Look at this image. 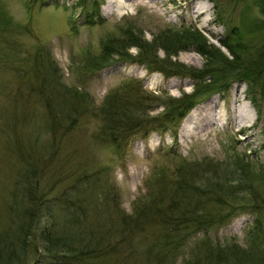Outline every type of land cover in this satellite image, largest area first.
<instances>
[{"label": "rangeland", "instance_id": "rangeland-1", "mask_svg": "<svg viewBox=\"0 0 264 264\" xmlns=\"http://www.w3.org/2000/svg\"><path fill=\"white\" fill-rule=\"evenodd\" d=\"M96 1L99 16L88 20L76 0H0V110L12 111L17 118L11 122L14 133L0 130V264H38L45 259V244L36 233L17 234V220L29 206V198L37 199L44 192L45 202L51 205L52 200L61 202L57 197L66 190L78 200L85 198L82 202L88 219L106 218L105 209L115 207L129 213L158 186L162 174L171 173L180 157L201 167L208 161L224 166L235 152L247 155L253 163L251 179L256 191L248 196L264 199L263 81L252 87L258 113L248 84L234 80L227 91L205 96L189 108L175 126V137L169 129L147 128L146 137L136 132L127 147L118 151L104 131L102 138L99 135L107 107L118 110L111 114L113 119L125 120L123 108L135 106L140 108L132 118H149L162 111L168 97L194 90L188 72L201 69L205 60L190 44L166 55L162 43L175 35L174 30L195 27L208 42L220 47L216 39L228 34L232 26L238 29L242 42L264 46V15L256 0H116L111 7H107L108 0ZM192 5L201 9L197 15ZM217 12L223 24L217 22ZM126 29L144 47L130 43L123 47L126 59L94 69L91 64L101 45L122 38ZM167 29L172 30L167 32L168 39L160 35ZM221 50L227 54L225 48ZM139 57L151 59L154 66ZM163 63L171 73L158 70L156 65ZM176 66L180 73L175 72ZM50 79L58 82L60 89L81 96L77 102L86 109L66 131L49 128L45 101L37 94L41 82ZM111 95L114 106L108 102ZM208 100H213L214 113L224 123L217 121L204 131L194 127L191 136L181 135V129L190 125L186 116L196 107L206 108L203 103ZM243 106L248 108L247 117ZM13 137L20 142L13 144ZM27 167L41 172L24 176L29 173ZM108 189L105 199L98 195ZM247 210L211 230V237H235L246 243L255 222L254 213ZM260 213L264 215V209ZM57 217L64 216L60 213ZM49 218L44 208L38 226L49 223ZM124 254L120 250L72 264H145L144 260L123 261Z\"/></svg>", "mask_w": 264, "mask_h": 264}, {"label": "trees", "instance_id": "trees-1", "mask_svg": "<svg viewBox=\"0 0 264 264\" xmlns=\"http://www.w3.org/2000/svg\"><path fill=\"white\" fill-rule=\"evenodd\" d=\"M76 3L81 5L88 20H93L94 15L99 16L96 0H76ZM256 3L264 15V0H256ZM89 6H92L91 11L88 10ZM215 18L223 24L218 12ZM179 30H174L175 35L170 39L167 32L172 30L160 33L168 39L162 43V49L166 55H174L176 48L190 44L204 57L201 69H191L188 72L194 80V90L177 97H168L162 111L149 118L147 115L141 119L132 118V113L140 106L123 108L125 120L113 119L111 114L118 113V110L105 108L104 123L99 135L101 137L104 131L107 140L118 151L127 147L134 133L140 132L142 137H146L148 129L160 132L169 129L175 137V126L189 108L205 96L227 91L234 80H243L248 84V94H251V101L257 107L252 87L254 83H264L263 45L255 47L254 44L242 42L238 29L231 26L227 30L228 34L216 39L220 47L226 49V54L220 47L208 42L195 27ZM138 40L130 29H126V35L122 38L106 41L101 45V51L91 65L94 69H99L116 60L126 59L123 47L130 43L144 47ZM114 54L118 56L114 58ZM139 58L154 66L151 59ZM156 66L160 71L169 72L168 65L164 63ZM174 70L180 73L178 66ZM38 89L37 94L45 101L44 112L49 128L57 126L66 131L82 110H86L77 102L81 96L65 87L60 89L58 82L54 80L42 81ZM112 97L113 95L109 97L108 102L113 105L115 99ZM258 109L257 107V113ZM5 112L9 113L5 115ZM15 114L5 109L0 110V118H4L0 123V130L14 133L11 122L17 119ZM129 114L131 116H127ZM12 140L13 144L20 142L17 137ZM229 157L224 166L208 161L201 167L196 162L180 157L171 173L162 174L158 186L133 211L125 213L118 207L113 210L105 209L108 218L102 217L103 219H88L86 205L82 202L84 197L78 200V196L65 190L57 197L61 202L52 200L53 203L48 205L44 192H41L37 199L29 198V206L17 220V234L19 236L27 231L36 233L45 244V259H40L38 264L82 263L97 256L118 254L120 250L125 252L123 261L144 260L145 264H264V215L260 213L264 209V199H256L254 196L251 199L248 196L256 194L251 179L254 175L251 171L253 163L247 155L237 152ZM27 170L29 173L24 176L41 172V169L33 167H27ZM109 192L110 189L102 194L99 192L98 195L105 199ZM114 199L111 196L110 200ZM44 208L50 221L39 227V216ZM247 208L254 213L255 222L247 234L246 243L238 242L235 237H211V230L223 226L232 216L248 211ZM54 212L61 213L64 217L59 220L58 214L53 215Z\"/></svg>", "mask_w": 264, "mask_h": 264}, {"label": "bare ground", "instance_id": "bare-ground-1", "mask_svg": "<svg viewBox=\"0 0 264 264\" xmlns=\"http://www.w3.org/2000/svg\"><path fill=\"white\" fill-rule=\"evenodd\" d=\"M130 1H134V0H130ZM193 2L194 1L192 0V3ZM115 3H117L116 0H108L107 7H111ZM200 10L201 9H197L194 5H192L193 14L197 15ZM210 102H211V100H208L207 102L203 103L204 106L206 104V106H205L206 108L196 107V108L192 109V111L186 116V121H188L190 123V125L186 124V126H184L181 129V135L191 136L192 133L195 132L194 127H197V129L204 131V130H207L211 125H213L217 121L224 123L221 116L214 113L213 100H212V103H210ZM203 104H201V105H203ZM243 108H244L243 112L245 114V117H247L249 115L248 108H246V106L245 107L243 106ZM198 109H200V110H198ZM234 116H235V112H234ZM233 118L235 119V117H233ZM246 125H248V124H246Z\"/></svg>", "mask_w": 264, "mask_h": 264}]
</instances>
